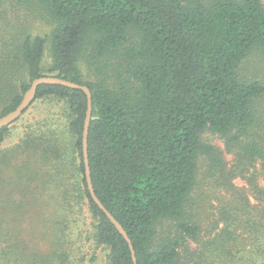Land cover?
I'll list each match as a JSON object with an SVG mask.
<instances>
[{
	"label": "trees",
	"instance_id": "trees-1",
	"mask_svg": "<svg viewBox=\"0 0 264 264\" xmlns=\"http://www.w3.org/2000/svg\"><path fill=\"white\" fill-rule=\"evenodd\" d=\"M30 4L53 23L49 35L15 24L14 13ZM255 50L264 56L263 0H0V117L37 77L86 85L91 183L126 231L136 264H264V136L254 109L264 80L238 73ZM86 55L92 79L79 67ZM109 65L114 83L100 74ZM86 107L81 89L40 84L21 115L0 128V168L8 174L0 264H97L102 256L106 264H134L87 188ZM205 130L226 138L232 166L203 142ZM201 155L211 159L218 190L197 197ZM238 178L245 187L232 183ZM35 198L45 205L31 204L30 218L24 202ZM48 201L52 217L43 213ZM205 216L213 234L194 254L187 242H199Z\"/></svg>",
	"mask_w": 264,
	"mask_h": 264
},
{
	"label": "rangeland",
	"instance_id": "rangeland-1",
	"mask_svg": "<svg viewBox=\"0 0 264 264\" xmlns=\"http://www.w3.org/2000/svg\"><path fill=\"white\" fill-rule=\"evenodd\" d=\"M263 2H264V0H263ZM12 19L15 21V24H20L19 29H22L25 33H29L32 35H35V34H40V35L47 34V35H49V32L53 28V23L51 22V20H49L47 15L43 11H41V9L37 8V6L35 4H30L27 7L25 6V7L19 8L18 11L16 13H14V17H12ZM7 29H8L7 27H4V30H7ZM82 58L83 59H81L79 61V67L82 71L83 76L86 79L94 78L95 76L91 72L93 70H92V68H90V66L87 64V62L85 60V59H87V55H86V57L84 56ZM3 61H5V60H3ZM48 62H49V56H48V52L46 51L45 64H47ZM105 73L107 75L106 79L109 83H114L116 81V78L114 77V70H112V67L110 65L106 67V72L100 73V74H105ZM238 73L244 79L264 80V56L261 54V52H259L258 50L251 52L249 54V56L240 65V67L238 69ZM50 103H53V102H50ZM254 109L256 111V115H257L258 120L262 121V125H263L262 129L260 131L259 130L257 131V134L264 136V132H263L264 131L263 130V127H264V97H262L259 101L255 102ZM31 116H32V114L30 115V117ZM25 118L29 119V116L25 115ZM15 128H16L15 130H12L13 133L16 131L12 137V141L17 138L19 130L21 128H23L22 122H20V124L17 123ZM68 136H69L68 134L66 136H64L65 147L62 148L63 153L68 152V148L66 146V139ZM201 138H202L203 142H205L206 144H209V145L215 147L216 155L219 158H221L225 167H230L236 162V156H235L234 152H232V151L230 152L227 149L226 138L221 137L220 135H217V134H215L209 130L203 131L201 134ZM3 145H5V144H3ZM1 149L2 148H0V150ZM53 159H55V162H56V158H53ZM210 162H211V159L209 156L201 155L198 159L197 187H200V193L198 194L197 197H199L202 194H208L211 190H216V191L218 190L215 187V185L217 184V182H216L217 180L213 179L212 170L209 168ZM54 165H55V163L50 168H53ZM65 165H66V163L64 162V166ZM256 168L260 169L259 163H256ZM0 170H1L0 171V176H1V179H0V203L2 205H5L6 199H7L8 188H6V196H4L3 194H5L4 184L7 181L6 176L8 174H7V170L4 166H2L0 168ZM250 170H253V168H250ZM259 181L261 184L264 185V176L262 174V170H260ZM232 183L234 185H236L238 188H243L246 186L244 180L240 179V178L234 179L232 181ZM15 201L16 202L19 201L18 197ZM35 202H41V203H43V205H45L44 199L39 200V199L35 198V199L28 201L27 203L24 202V204H27V210H28V213L25 216L31 218L35 215V213L30 210L31 204H33V203L35 204ZM43 213H45L46 217L47 216L48 217L53 216L52 202L50 203V213H49L48 209H47V211L45 210ZM196 217L200 221L202 216H199V214H197ZM211 219H212V216H210V217L205 216L203 221H201L202 231L200 234L199 242H194L192 240H189L187 242L188 248L190 249V251L194 252V254L197 253V251L199 252L200 249L202 248L201 245L203 243H206V241H208L212 237L213 232L208 233V230L205 229V227L206 226L208 227V225L211 223ZM220 226L221 225H219V227L216 229L217 231L220 228ZM187 263L190 264V262H187ZM97 264H106L105 258H103V256H102L99 259Z\"/></svg>",
	"mask_w": 264,
	"mask_h": 264
},
{
	"label": "water",
	"instance_id": "water-1",
	"mask_svg": "<svg viewBox=\"0 0 264 264\" xmlns=\"http://www.w3.org/2000/svg\"><path fill=\"white\" fill-rule=\"evenodd\" d=\"M40 84H60L64 85L70 88H76L81 89L85 94L87 98V107L85 112V118H84V125H83V133H82V152H83V161H84V172H85V179L87 183V188L89 190V193L93 199V201L98 205V207L105 213V215L108 217L110 222L115 226V228L118 230V232L124 237V239L127 241L129 249L131 251V256L133 263L136 264V257L135 252L133 249V245L130 242V239L124 230V228L121 226V224L114 218V216L103 206V204L100 202L98 197L96 196L92 183H91V177H90V169L88 164V157H87V134H88V126L90 122V116H91V92L89 88L86 85H81L79 83L65 80L56 76H40L35 78L31 81L29 87L24 92L21 101L19 104L8 113L2 115L0 117V128L6 125H9L12 123L15 119H17L24 109L28 107V105L31 103V101L34 99L36 89Z\"/></svg>",
	"mask_w": 264,
	"mask_h": 264
}]
</instances>
